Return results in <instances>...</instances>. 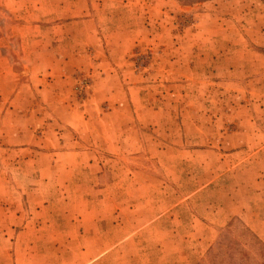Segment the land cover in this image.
<instances>
[{
  "label": "rangeland",
  "instance_id": "374dc122",
  "mask_svg": "<svg viewBox=\"0 0 264 264\" xmlns=\"http://www.w3.org/2000/svg\"><path fill=\"white\" fill-rule=\"evenodd\" d=\"M68 61L74 68L65 72ZM94 96L103 100L95 110L86 104ZM42 106L45 119L34 110ZM84 109L103 121L80 120ZM83 126L93 129L77 131ZM237 131H259L252 144H264V0H0V264H79L70 241L110 221V201L95 184L103 164L84 167L64 150L98 145L104 163L149 162L153 154L137 150L150 135L214 150L193 155L192 180L187 166L172 168L175 179L197 190L208 173L226 172L212 184L224 185L227 213H241L209 233L196 225L180 264H229L224 249L262 264L264 169L257 181L247 167L236 176ZM124 142L125 155L103 149ZM211 202L217 209V195Z\"/></svg>",
  "mask_w": 264,
  "mask_h": 264
},
{
  "label": "crops",
  "instance_id": "0c3cea01",
  "mask_svg": "<svg viewBox=\"0 0 264 264\" xmlns=\"http://www.w3.org/2000/svg\"><path fill=\"white\" fill-rule=\"evenodd\" d=\"M68 63L70 64L64 67L65 72L74 68L73 63L69 61ZM87 101V106L92 105L94 110L96 105L103 102L102 99L95 96ZM61 102L63 101H57L58 104L62 105ZM68 105H70V108L68 106L70 109L68 114L72 118L75 108L71 106L70 102ZM58 107L59 105L55 109L57 110ZM34 110L40 112L38 117H43V119L48 114V108L44 106L40 110L39 108ZM82 111L76 116L78 115V118L83 119L85 123L89 120L93 121L92 123L103 121L104 117H99V115L97 118L95 112H87V109ZM99 126L94 125V128L99 131ZM90 129L83 126L77 131H89ZM27 131H34V129L28 128ZM258 132L237 131L235 134L237 136L234 147L236 160L233 167L236 176L244 172V167L245 170L246 167L251 168L253 181L259 179L256 169H264V159L260 158L261 154L264 155V144L256 149L252 144L255 137L259 135ZM171 134L172 131H169L168 135ZM150 136V138L146 137L145 143L139 144L137 150L138 152L152 153L154 161L149 160V162L142 160L144 155H138V161L122 158V156L119 158L113 156L114 158H107L104 163L103 159L98 156L99 151L96 148L98 145H78L79 149L64 150L66 156L74 155L81 158L84 167L91 165V162L95 163L96 160H98V164L100 162L103 164L104 167L100 166L97 172L95 184L97 192L103 194V201L104 199L110 201V221L90 225L88 228H79L81 237H77L74 243L70 241L72 244L70 247L74 246L75 248L74 263L86 264L91 260V263L102 261L109 264L188 263V256L190 255L188 249L189 247L194 248L196 225L201 226L209 233L213 228L214 230H218L219 227L223 228L232 218L241 216L240 212L227 213L226 203L223 202L227 198L224 185L219 184L218 187L216 184H212L217 179L223 181L226 172L220 171L213 179L211 173L210 175L208 173V180L197 190L194 188L188 190L187 184L180 186L178 179H175L179 176H177V170L172 168L187 166L182 170V174L186 178L190 176L192 180L194 173L188 169V165L194 162L192 161L193 155L204 152L209 157L215 153L214 150L190 148L188 142L184 147L175 141L158 144L153 141L152 135ZM225 145L223 143L217 146L226 149ZM213 146L216 145L213 144ZM103 149L107 152L112 151L124 155L131 150L128 142L113 145L105 144ZM173 153L176 154L172 155ZM189 154L191 159L188 158ZM180 155L185 156V159L179 162L177 158ZM224 155L231 154L224 153ZM256 155L258 156L255 159ZM219 161L220 164H223L221 158ZM103 168L106 169L105 174H102ZM186 178H182L183 182L188 183ZM217 187V193H213L212 196L211 191H216ZM201 193L203 194L201 203L203 211L196 215L195 198ZM216 195L219 201L218 208L212 206V209L211 201L212 198H216ZM180 231L185 233L180 235ZM180 244L182 249H179ZM185 248L187 249L186 253L184 252ZM177 250L181 251V257H179Z\"/></svg>",
  "mask_w": 264,
  "mask_h": 264
},
{
  "label": "trees",
  "instance_id": "16d2710c",
  "mask_svg": "<svg viewBox=\"0 0 264 264\" xmlns=\"http://www.w3.org/2000/svg\"><path fill=\"white\" fill-rule=\"evenodd\" d=\"M230 225H231V224H230ZM230 225H229V226H230ZM254 234H255V233H254ZM256 238H258V236H257ZM260 242H261V241H260ZM261 245H262V244H261ZM222 249H223V247H222ZM223 251H225L227 254H229L228 256H229V259L231 260V261H229V264H244L243 262L237 261L236 259L232 258V257H234L235 254H236V249H235V251H234L233 253H232V251H231L230 249H227V250L224 249ZM259 252H261V254L264 255V246H261ZM263 257H264V256H263ZM198 264H202V263H198ZM216 264H226V261H219V262H217ZM262 264H264V262H263Z\"/></svg>",
  "mask_w": 264,
  "mask_h": 264
}]
</instances>
